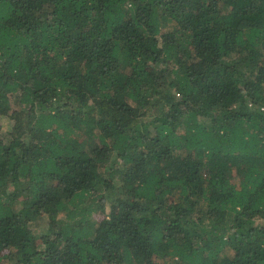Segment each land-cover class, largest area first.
Listing matches in <instances>:
<instances>
[{
    "label": "trees",
    "instance_id": "16d2710c",
    "mask_svg": "<svg viewBox=\"0 0 264 264\" xmlns=\"http://www.w3.org/2000/svg\"><path fill=\"white\" fill-rule=\"evenodd\" d=\"M0 264H264V0H0Z\"/></svg>",
    "mask_w": 264,
    "mask_h": 264
},
{
    "label": "rangeland",
    "instance_id": "374dc122",
    "mask_svg": "<svg viewBox=\"0 0 264 264\" xmlns=\"http://www.w3.org/2000/svg\"><path fill=\"white\" fill-rule=\"evenodd\" d=\"M108 201H109L108 203L110 204V206L112 205L111 206L112 210L115 211L117 206H116V202L113 200L112 196L109 197Z\"/></svg>",
    "mask_w": 264,
    "mask_h": 264
}]
</instances>
